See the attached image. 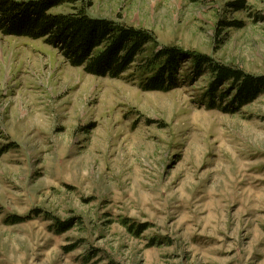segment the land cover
Returning <instances> with one entry per match:
<instances>
[{
  "label": "rangeland",
  "instance_id": "obj_1",
  "mask_svg": "<svg viewBox=\"0 0 264 264\" xmlns=\"http://www.w3.org/2000/svg\"><path fill=\"white\" fill-rule=\"evenodd\" d=\"M85 2L156 50L264 76V0ZM131 71L96 77L0 33V264H264V94L224 113L201 104L205 74L159 92Z\"/></svg>",
  "mask_w": 264,
  "mask_h": 264
},
{
  "label": "trees",
  "instance_id": "obj_2",
  "mask_svg": "<svg viewBox=\"0 0 264 264\" xmlns=\"http://www.w3.org/2000/svg\"><path fill=\"white\" fill-rule=\"evenodd\" d=\"M62 6H69L71 11L52 13ZM88 7L85 0H0V33L43 40L57 49L70 66L83 67L96 77L119 79L132 70L127 79L142 91L169 92L205 74L209 80L201 104L208 110L232 114L264 94V76H253L174 46L156 50L152 32L90 17ZM23 221L18 217L8 220L13 224ZM54 221L53 228L59 234L71 227L68 222ZM146 227L139 226L135 231L141 233Z\"/></svg>",
  "mask_w": 264,
  "mask_h": 264
}]
</instances>
